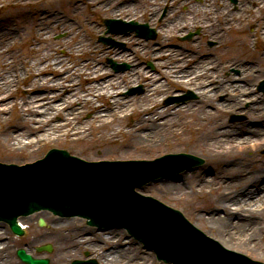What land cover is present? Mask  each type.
<instances>
[{
  "label": "bare ground",
  "instance_id": "bare-ground-1",
  "mask_svg": "<svg viewBox=\"0 0 264 264\" xmlns=\"http://www.w3.org/2000/svg\"><path fill=\"white\" fill-rule=\"evenodd\" d=\"M207 1L200 0V3H205V10L209 7ZM247 1L237 0L239 9L235 12L221 0L219 7L214 5L215 8L211 11L216 20L208 22L209 20L204 18L201 20L202 26L212 30V36L215 37L224 29L234 25V21L245 12L252 11L256 18H261V21H255L253 30H259L264 37V0ZM181 2L185 3L184 0ZM71 4L74 3L71 2ZM109 5L110 3L105 6ZM8 6H11L9 2L0 0V9L5 7L4 10H6ZM130 6L131 2L126 0L114 5L110 13L116 15L124 10L128 12L127 9ZM43 14L45 12H40L38 20L52 19V24L61 29H65L64 25L71 22L69 19L63 20L59 13H52L47 17ZM155 15L156 13L151 15V18ZM61 21H63L62 24H60ZM173 22L175 20L171 21ZM178 26L181 25L178 24ZM21 32L20 27L0 26V114L6 112L9 106L17 105L20 108V119L0 127V131L5 133L14 145L33 147L34 144L58 133L84 135L93 122L101 127L100 138L108 141V138L121 132L119 127L110 125L114 121L121 122L119 118L127 117L135 112L136 117L131 118L125 130L127 139L119 143V148L140 146L141 151H145L146 147L151 146L150 143L156 141L167 128H174L175 122L170 115L192 112L200 107L195 106L196 104H184L170 108L169 114L163 112L166 109H160L155 113L151 106L139 104V102L149 99L156 89L165 90L160 81L153 82L146 93L137 99L123 95L121 90L126 84L122 81L123 75L119 72L108 73L109 69L98 68V65L91 66L88 60L73 65L66 59L67 56L65 58L56 56L51 50L42 54L32 52L31 59L25 54L16 53L15 42ZM30 33L38 44L42 38L48 36L49 32L46 26L42 27L39 24L32 26ZM115 36L123 38L128 35L116 34ZM35 47L34 43L30 44V48ZM82 47V43L76 42L72 45V50H67V55L76 54ZM110 48L114 49L113 59L129 61L128 83H133L140 78L147 82L153 81L156 77L155 73H151L147 67H142L141 64L136 66L131 55L125 51L126 49ZM153 48L156 49H153L151 55L157 62L163 64L162 72L168 74L172 81L195 91L198 95V105L203 104L209 107L205 109L208 110L207 115L206 112L204 115L211 121L208 122V127L205 126L197 135L196 141L204 147L206 156L209 159H215L219 165L213 172L204 166L187 176L193 193H204L210 189L216 194L209 200L211 206L204 209L199 217L207 221L213 229V236L220 239L221 245L225 248L232 247L234 250L246 253L247 256L260 258L264 253L259 233L261 223L264 221V158L254 159L251 163L252 160L246 152L264 145V95L254 93L252 89L260 73L264 74V68L258 69L254 63L258 59H264V47L254 57L230 58L224 62H219L211 54L197 56V53H180L175 56L173 51L170 53L169 50L164 51L162 47L157 49L153 46ZM166 54L171 56L173 61L167 63L163 57ZM255 57H257L256 60H253L252 58ZM228 67L239 68L240 73L237 75L220 73ZM76 75L81 76L85 81L82 87L76 84L74 79ZM18 81L25 84L26 91L25 94L16 97L13 92ZM221 93L225 94V97L218 101L217 98ZM102 98L107 99L110 105L105 106L99 103ZM245 101H249L247 107L243 105ZM87 102L92 113L90 119L87 123L83 120L75 121L80 112L78 103ZM227 109L244 111L248 114V118L238 127L224 129V125L217 116ZM199 116L201 117L200 113ZM184 183L185 180H179L178 177L175 180L171 177L168 180H158L155 187L173 193H182L185 192ZM139 189L138 192L143 193L142 186ZM39 213L51 214L47 210ZM69 220L71 218L63 217L57 223L61 225ZM97 232L104 234V229H97ZM60 234L64 235L67 243L70 244L77 239L74 228L63 229ZM126 245L130 247L126 248ZM124 246L120 249L113 247L115 250L107 249V251L110 250L108 256L120 258L125 254L129 257L137 252V248H132L131 244ZM67 257L69 256L59 257V262ZM129 259L131 260L130 257ZM132 260L135 261L136 258Z\"/></svg>",
  "mask_w": 264,
  "mask_h": 264
},
{
  "label": "rangeland",
  "instance_id": "rangeland-1",
  "mask_svg": "<svg viewBox=\"0 0 264 264\" xmlns=\"http://www.w3.org/2000/svg\"><path fill=\"white\" fill-rule=\"evenodd\" d=\"M124 1L126 0H5V2H9L11 6L6 7V10H4L5 7L0 9V26H16L22 28V32L17 38L14 47L15 52H18L20 55L25 54V56H28L31 59L32 57L30 56V53L32 52L42 54L51 50L56 56H61L62 58L67 56L66 59L73 65L81 64L83 60H88L91 66L98 65V68L104 67L109 69L108 73H112L113 70H111L106 59L107 57L113 59L112 53L114 49L102 43L99 40V36L110 35L115 41L124 44L122 49L125 48V51L131 55L136 66L141 64L142 67H147V69H149L151 73H155L154 75L156 76L153 81L147 82L143 78H140L133 83H128L127 76L130 68L123 72H119L123 75L122 81L126 84L121 90L123 95H128L129 97H135L137 99L146 93L147 89L153 82L160 81L165 90L156 89L149 99H143L144 101L139 102V104H148L152 107L155 113L159 112L160 109H166L163 112H168V114L170 113V108L177 105L196 104L195 106L200 107L195 108L192 112H180L170 115L171 119L175 122L174 128H167L156 141L150 143L151 146L146 147L145 151H141L140 146H135L134 148L128 147L125 149L119 148V143L127 139V133L125 130L127 129V124L130 123L131 118L136 117L135 112L127 117L119 118L121 119V122L114 121L110 125L112 127H119L121 132L108 138V141L100 138L101 127L95 122H93L91 126H88L84 135L78 136L67 133H58L49 139L34 144L33 147L14 145L9 140L10 138L0 131V161L12 163L17 162L18 164H22L39 158L51 147H60L70 150L74 155L86 160L120 158L123 160L131 158L154 159L169 152H188L206 158L207 161L204 166L207 167L210 172H213L218 167V162H216L215 159H209L205 154L204 147L196 141L197 135L205 126L208 127V122L211 121L210 118L204 115L205 112L207 115L208 110L205 109H209V107H205L203 104L198 105V95L195 91L188 86L172 81L168 74L162 72L163 64L157 62L151 55L153 49H156L153 48V46L157 47V49L162 47L164 51L169 50L170 53L173 51L175 52V56L180 53H197V56L211 54L216 57L219 62H224L230 58L248 59L256 56V54L264 47V37L259 30H253L255 21H261V18H256L252 11L245 12L241 17L234 21V25L224 29V31L218 33L215 37L212 36V30H209L208 27H203L199 30V34L194 35L189 40H184L181 39V37L188 31L195 29L190 28V26H188L189 24L184 21L187 13L185 10L187 7L185 9L182 8V6H191V10L193 11L196 10L195 5L198 7L199 2L195 0H184L185 3H182L181 0H134V2H131L130 10L127 9L129 13L124 10L116 15L122 17L127 16V18L134 17L140 22H148L150 19V26L157 27V35L153 39L146 40L137 37L134 32H123L121 34L128 36L119 38L115 36L116 34L106 33V28L102 22H100V19L102 16H111V8ZM223 1L229 5L231 10L236 12L239 9V5L237 6V0ZM71 2L74 4H71ZM207 2L209 3V7H207L204 12L202 11L205 14L204 18L206 20L208 19V22H210V20L215 21L216 17H214L211 11L215 8L214 5L219 7V2H221V0H217L216 2H214V0H208ZM108 3H110V5L105 6ZM166 6H172L171 8L175 10L172 11V13L166 12L163 15V9ZM40 12H45V14H43L45 17L49 15L51 16L52 13H59L58 15L63 17V20L69 19L71 22L64 25L65 29H61L56 27L57 25L55 26V24H52V19L44 21L38 20ZM155 13V17L151 18L150 16ZM194 13H196V11H194ZM161 15H163V18L158 20ZM174 17H176V20L171 23ZM62 23L63 21H61L60 24ZM39 24L42 25V27L46 26V30L49 33L46 38H42L40 43L37 44L33 39V35L30 33V29L32 26ZM178 24L181 26L179 27ZM69 34H71V36H69ZM76 42L82 43L83 47L79 52H76V54L68 56L67 50H72V45ZM31 43H34L36 47L30 48ZM163 57L167 63L173 61L168 54ZM256 58L257 57L252 59L256 60ZM114 60L118 62L124 61L117 60L116 58H114ZM254 63L258 66V69L264 68L263 58L256 60ZM220 73L224 75L230 73L237 75L240 73V69L228 67L227 69H223ZM74 79L79 87H82V84L85 82L81 76L78 77L76 75L74 76ZM263 79L264 74L260 73L252 86L254 93L264 95V92L258 89V84L260 80ZM139 85L142 86V91L140 93H127L129 88ZM25 91V84L20 81L16 82L15 90L13 92L14 95L19 97L20 95L25 94ZM174 91H176V94H174ZM161 93L162 95L160 96ZM173 94H191L192 96L182 102L165 104V98ZM224 97L225 94L221 93L217 100L219 101V99H223ZM99 103L104 104L105 106L110 105L105 98L100 99ZM243 105L244 107H247L249 101H245ZM77 107L80 112L78 117H76V120H74H83L87 123L92 114L88 102L84 104L78 103ZM199 113L201 114V117L199 116ZM217 118L221 121L222 125H224V129L227 128L230 130L245 123L248 114L237 109H227L221 111ZM19 119V106H9L6 112L0 114V127ZM246 153L247 156H250V159L252 160L251 163L254 159H263L264 145H262L261 148L249 150ZM204 166H197L196 169L192 171L196 172ZM192 171H182L177 176L179 180H185L183 186L185 192L173 193L157 189L155 184L158 183V180L157 182H149L146 187H142V192L146 195H155L156 198L162 200L164 203H168L169 206H174L175 208L184 211V214H187V217H189L191 222H194L198 228L202 229V231L213 236V229L210 228L204 218L199 217V214H201L204 209L211 206L209 200L216 196V194L215 191L210 189L206 190L204 193H193L190 190L191 186L187 181V176ZM38 217L44 219V226H40L37 223ZM60 218L63 217L53 215L52 213L49 215H43L37 212L33 213L32 216H30V220L27 221L31 228L30 234L33 235L32 253L38 257H48L50 259V264H63L71 262L73 259H84L86 257L94 258L100 264H170L158 260L153 250L145 248L137 240L128 236V233L124 228L115 227L113 230L109 228L104 230V234H100L97 232V228L88 225L84 218L77 216L70 217L71 220L67 223H61V225H59L57 221ZM65 218L66 217H64V219ZM73 228L76 230L77 239L74 243L70 244L67 243L64 235L60 234V231ZM259 233L261 236V242L264 246V221L261 223ZM17 244H19V242H17ZM43 244H50L52 250L41 252L35 250L37 246ZM125 244H131L132 248H137V252L134 251V256H129L131 260L125 254L120 258H114L111 255V257L108 256L110 250H115L113 247L120 249V247L122 248ZM128 247H130V245L126 248ZM124 248L125 246L123 249ZM107 249L110 250L107 251ZM64 255L69 257L59 262V257ZM123 256L124 258H122ZM133 258H136V260L133 261ZM144 259H148V261L145 262ZM254 259L264 261V253L260 258Z\"/></svg>",
  "mask_w": 264,
  "mask_h": 264
},
{
  "label": "water",
  "instance_id": "water-1",
  "mask_svg": "<svg viewBox=\"0 0 264 264\" xmlns=\"http://www.w3.org/2000/svg\"><path fill=\"white\" fill-rule=\"evenodd\" d=\"M108 25L111 32L135 30L139 36H155L154 29L148 28L147 24L120 22L117 26ZM112 64L115 70L128 67L127 64ZM259 89L264 90V80ZM59 148H51L42 158L22 165L0 162V220L8 222L15 232H21L16 220L18 216L46 209L61 216L85 217L88 224L99 228L124 227L130 235L153 249L158 259L172 264H264L248 258L246 253L242 255L224 249L220 239L210 236L216 242L191 224L183 216L184 211L182 214L174 206H167L168 203L159 201L155 195L136 191L147 182L168 180L169 177L177 180L179 171L200 164L203 159L204 162L197 166H204L206 158L178 152L151 160L87 161L72 155L70 150L71 154ZM197 166L184 171H192ZM46 249L50 250V246ZM18 253L31 264L49 262L48 258L31 257L22 249ZM67 264L97 263L92 259H75Z\"/></svg>",
  "mask_w": 264,
  "mask_h": 264
},
{
  "label": "flooded vegetation",
  "instance_id": "flooded-vegetation-1",
  "mask_svg": "<svg viewBox=\"0 0 264 264\" xmlns=\"http://www.w3.org/2000/svg\"><path fill=\"white\" fill-rule=\"evenodd\" d=\"M171 7L172 6H166L163 9V15L167 11L172 12L175 10H173ZM195 7L198 10L200 8L203 9L205 5L200 4L198 5V7L195 5ZM183 8H185V11L187 12L185 22H187L189 26H192L193 28L200 29V26L202 24L201 20L204 19L202 13H194L191 10V6H183ZM163 15H161L158 20H161L163 18ZM30 216L31 215H27L20 218L21 221L25 224L22 235H16L12 232L8 224L0 222V264H28L18 258L16 250L19 245V247H23L28 253L32 254L33 252V235L30 234L31 228L27 223V221L30 220ZM17 242H19V244H17Z\"/></svg>",
  "mask_w": 264,
  "mask_h": 264
}]
</instances>
